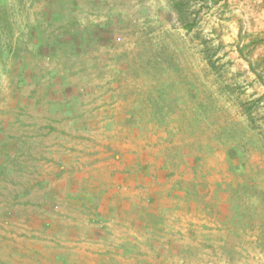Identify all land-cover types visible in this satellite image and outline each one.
<instances>
[{"label":"rangeland","instance_id":"obj_1","mask_svg":"<svg viewBox=\"0 0 264 264\" xmlns=\"http://www.w3.org/2000/svg\"><path fill=\"white\" fill-rule=\"evenodd\" d=\"M178 1L0 0V264H264V0Z\"/></svg>","mask_w":264,"mask_h":264},{"label":"trees","instance_id":"obj_2","mask_svg":"<svg viewBox=\"0 0 264 264\" xmlns=\"http://www.w3.org/2000/svg\"><path fill=\"white\" fill-rule=\"evenodd\" d=\"M173 11H174V13L177 16L178 22L182 26H184L185 30H187V31L190 30L192 25L187 24V22L184 20V18L186 17L187 13H186V11L184 9L183 4L180 1L174 0V2H173ZM258 103H259V101H256L251 106H254V104H255V106H258ZM253 108L250 107L249 109L248 108L244 109V113H246V115H247V121H248V123L250 125V129L254 130V131H257L258 134L261 136L262 141L264 142V130H263L262 125L258 124L256 119L253 118L252 113H251V110Z\"/></svg>","mask_w":264,"mask_h":264}]
</instances>
